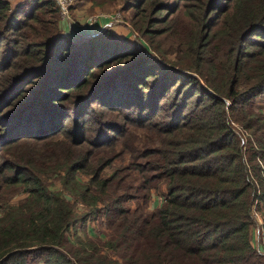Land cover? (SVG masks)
<instances>
[{"label":"trees","instance_id":"obj_1","mask_svg":"<svg viewBox=\"0 0 264 264\" xmlns=\"http://www.w3.org/2000/svg\"><path fill=\"white\" fill-rule=\"evenodd\" d=\"M90 2L143 49L0 0V264H264V0Z\"/></svg>","mask_w":264,"mask_h":264},{"label":"rangeland","instance_id":"obj_2","mask_svg":"<svg viewBox=\"0 0 264 264\" xmlns=\"http://www.w3.org/2000/svg\"><path fill=\"white\" fill-rule=\"evenodd\" d=\"M19 1L21 0H10L12 5L16 4ZM114 12H119V16L117 17L118 20H112V21L110 20L109 21L110 23L103 24V26L99 29V31H101L104 28H109L110 30H112L111 27H113L114 24L119 23L120 26H122L123 29H126L125 31H127L129 39L128 40L125 39V40L131 43V45L134 44L137 48L143 49V44H142L143 40L134 31L130 30L131 28L129 27L128 23L123 20L125 19L124 16L126 14L122 12L120 8L118 9V6L112 7L108 3L104 4L101 7H97V6H93L90 0H73V3L70 6L68 19H62L58 11L59 24H60L61 30H63L61 26V23L63 22L69 25L71 29L73 27L77 28L78 25H84V21L86 17H88L89 15L113 14ZM78 36H82V35H78ZM255 102H256L255 107L262 109L261 111H264V94L257 96L255 98ZM244 133H245V136H242V137L245 143L246 141L245 137H247V134L246 132ZM107 171H110V170H107ZM161 192H162V189L160 190V192H157V194H155L154 197H152L149 203V207H148L149 210H153L155 206L160 205L162 201V197L157 196V195ZM20 195L21 193L19 192V190H15L10 193V197L12 200L18 198ZM75 208L76 210H81L80 204L77 203V206ZM257 212L259 214L260 220H262V216L260 215L259 211ZM101 219L102 217L98 216V217L92 218L91 220H87L86 222H84V224L78 223L74 227H71V230L69 231L67 236L69 237V239H73V235H75V230H78L77 233L80 236H83V237L89 236V233H90L91 234L90 236H93V235L99 236V237L101 236V239H103L105 238L103 235L105 233V227L104 225L103 226L101 225ZM257 224L258 223H256L254 227L252 228V238H253V242L255 243L256 247H259L261 249L262 244L264 245V238L262 236L263 231L260 230L261 224L259 225V228ZM103 229H104V233H103ZM39 264H42V263L39 262Z\"/></svg>","mask_w":264,"mask_h":264},{"label":"crops","instance_id":"obj_3","mask_svg":"<svg viewBox=\"0 0 264 264\" xmlns=\"http://www.w3.org/2000/svg\"><path fill=\"white\" fill-rule=\"evenodd\" d=\"M110 20L108 18L101 17L93 24H84V25H78L77 28L73 27L72 29L67 25L66 23H61L62 29L69 33L70 35H91L93 33H96L99 31V29L103 26V24L110 23ZM64 26V27H63ZM113 32L116 33L118 36L122 37V39L128 40V34L126 29H123L120 24H114L113 27H111ZM68 29V30H67ZM131 30V29H130ZM129 32V31H128Z\"/></svg>","mask_w":264,"mask_h":264},{"label":"built area","instance_id":"obj_4","mask_svg":"<svg viewBox=\"0 0 264 264\" xmlns=\"http://www.w3.org/2000/svg\"><path fill=\"white\" fill-rule=\"evenodd\" d=\"M56 3V6L58 8L59 14L62 19H68L69 18V10L70 6L73 3V0H54ZM119 16V12H114L113 14H94L89 15L86 17L84 24H93L95 23L99 18L104 17L108 18L109 20H118L117 17ZM252 216L254 217L255 221L258 223V225L261 224V220L259 218L258 212L253 209ZM259 227V226H258ZM259 248V247H258ZM261 253L264 254V245L262 244L261 249H258Z\"/></svg>","mask_w":264,"mask_h":264}]
</instances>
